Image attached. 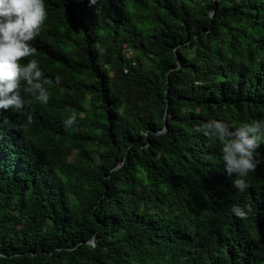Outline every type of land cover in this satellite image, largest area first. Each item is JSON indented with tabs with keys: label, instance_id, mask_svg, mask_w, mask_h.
Instances as JSON below:
<instances>
[{
	"label": "trees",
	"instance_id": "1",
	"mask_svg": "<svg viewBox=\"0 0 264 264\" xmlns=\"http://www.w3.org/2000/svg\"><path fill=\"white\" fill-rule=\"evenodd\" d=\"M46 8L49 102L0 113V264H264V162L241 194L195 131L264 119V0Z\"/></svg>",
	"mask_w": 264,
	"mask_h": 264
},
{
	"label": "clouds",
	"instance_id": "2",
	"mask_svg": "<svg viewBox=\"0 0 264 264\" xmlns=\"http://www.w3.org/2000/svg\"><path fill=\"white\" fill-rule=\"evenodd\" d=\"M96 4L97 0H90ZM48 18L46 0H0V113L9 109L24 112L31 105L30 97L41 103L49 102L45 85L53 81L46 77L39 59L22 63L25 57H33L36 48L31 43L40 34ZM57 75L55 84H61ZM31 120V116L28 117ZM77 121L75 114L64 119L65 129ZM197 133L215 139L221 145L224 172L232 180L233 187L241 194L250 188L248 177L264 160L258 149L264 144V119H252L239 127H233L224 119L210 120L205 127H196ZM254 211L250 202L234 203L231 212L246 219Z\"/></svg>",
	"mask_w": 264,
	"mask_h": 264
}]
</instances>
